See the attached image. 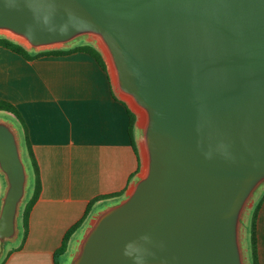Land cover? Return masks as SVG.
Masks as SVG:
<instances>
[{
	"label": "water",
	"instance_id": "water-1",
	"mask_svg": "<svg viewBox=\"0 0 264 264\" xmlns=\"http://www.w3.org/2000/svg\"><path fill=\"white\" fill-rule=\"evenodd\" d=\"M0 35L32 51L94 43L137 114L140 170L92 213L64 264H251L264 191V0H0ZM0 261L32 182L0 114Z\"/></svg>",
	"mask_w": 264,
	"mask_h": 264
},
{
	"label": "crops",
	"instance_id": "crops-1",
	"mask_svg": "<svg viewBox=\"0 0 264 264\" xmlns=\"http://www.w3.org/2000/svg\"><path fill=\"white\" fill-rule=\"evenodd\" d=\"M0 98L25 116L43 180L24 246L9 248L0 264H56L57 249L89 203L127 189L138 172L131 108L109 69L82 50L27 59L0 46ZM258 238L264 264V199Z\"/></svg>",
	"mask_w": 264,
	"mask_h": 264
},
{
	"label": "trees",
	"instance_id": "trees-1",
	"mask_svg": "<svg viewBox=\"0 0 264 264\" xmlns=\"http://www.w3.org/2000/svg\"><path fill=\"white\" fill-rule=\"evenodd\" d=\"M0 46H5L7 48H10L11 50L23 55L27 59H36L38 57H41L43 55L47 54H69L74 51L82 50L91 53L94 55L101 65L107 70L108 65L104 58V55L102 51L91 42H81L78 43L72 47L68 48H55V49H47V50H41V51H32L28 49L25 45L21 44L20 42L6 36V35H0ZM126 104V103H125ZM130 115H131V131L133 133L134 138V147L139 155V168L141 167V158L139 153V146L137 143V114L129 109ZM6 114L13 118L19 125L22 136H23V143L25 148V156L31 171L32 176V182L31 186L28 192V196L22 206L21 216H20V236L18 240L13 244L10 245L11 248L19 249V247L24 246V242L26 241L29 231H30V217L31 212L33 210V207L35 206L36 202L39 200L42 189H43V180H42V172L39 160L37 158L36 152L34 150L31 138H30V132H29V126L26 121L25 116L21 112V110L17 107L16 104L13 102L0 98V114ZM136 173L133 175L132 179L135 177ZM4 178L0 174V203H1V196L4 191ZM126 189L122 191H118L115 193H110L106 195H100L99 197H96L93 199L87 208V211L82 219H80L77 223L72 225L69 230L67 231L62 245L57 249L55 253V263L56 264H63L64 262L62 259L67 257L69 252L72 248V242L73 239L76 237V235L79 233L81 228L88 222L91 214L94 212L96 207L98 206V203H106L112 200H115L117 198H120L124 195ZM264 199V191L256 201L254 207L251 210V214L248 221V227H247V242H248V250H249V257L251 264H261L260 263V254H259V238H258V214L260 211L261 203ZM7 246L6 248V254L9 253V248ZM4 256V258H5ZM3 258V259H4Z\"/></svg>",
	"mask_w": 264,
	"mask_h": 264
},
{
	"label": "rangeland",
	"instance_id": "rangeland-1",
	"mask_svg": "<svg viewBox=\"0 0 264 264\" xmlns=\"http://www.w3.org/2000/svg\"><path fill=\"white\" fill-rule=\"evenodd\" d=\"M1 115H6V114H3V113H2ZM6 116H8V115H6ZM3 178H4V177H3ZM4 182H5V180H4ZM14 243H15V242L8 241V242L6 243V247H7V246L10 247V245H13ZM10 248H11V247H10ZM65 259H66V257H65L64 259H62V261H63L64 263H65V261H66ZM64 263H63V264H64Z\"/></svg>",
	"mask_w": 264,
	"mask_h": 264
}]
</instances>
